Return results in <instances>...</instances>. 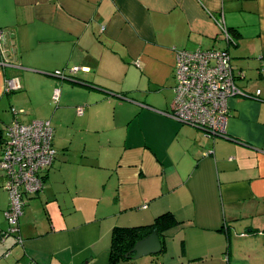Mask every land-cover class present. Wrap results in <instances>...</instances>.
<instances>
[{
	"label": "crops",
	"instance_id": "1",
	"mask_svg": "<svg viewBox=\"0 0 264 264\" xmlns=\"http://www.w3.org/2000/svg\"><path fill=\"white\" fill-rule=\"evenodd\" d=\"M0 30L19 65L0 66V146L10 122L39 120L63 153L17 238L0 170V264H108L113 228L165 213L177 223L143 264H264V0H0ZM182 49L230 55L245 96L223 137L168 115Z\"/></svg>",
	"mask_w": 264,
	"mask_h": 264
},
{
	"label": "built area",
	"instance_id": "2",
	"mask_svg": "<svg viewBox=\"0 0 264 264\" xmlns=\"http://www.w3.org/2000/svg\"><path fill=\"white\" fill-rule=\"evenodd\" d=\"M220 33L229 40L226 29L217 22ZM3 32L0 30V66L16 69L19 65L13 57L3 53ZM173 69L174 97L168 115L184 124L199 128L212 137H223L229 117V101L245 96L236 84L231 58L226 49L179 50L175 52ZM78 70L56 71L54 76L67 78ZM68 73V74H67ZM75 81V80H74ZM12 89L14 79L7 81ZM57 100V97H54ZM53 131L47 121L34 120L20 124L14 120L8 124L5 139L0 146V170L4 172V190L9 198L5 212L8 230L5 236L17 238V222L23 204L42 188V172L55 158L52 147Z\"/></svg>",
	"mask_w": 264,
	"mask_h": 264
},
{
	"label": "trees",
	"instance_id": "3",
	"mask_svg": "<svg viewBox=\"0 0 264 264\" xmlns=\"http://www.w3.org/2000/svg\"><path fill=\"white\" fill-rule=\"evenodd\" d=\"M34 196V195H33ZM177 223L171 214L156 217L149 225L136 227H115L111 231L108 264H121L130 260V251L134 245L152 232H155L163 244L165 233Z\"/></svg>",
	"mask_w": 264,
	"mask_h": 264
},
{
	"label": "water",
	"instance_id": "4",
	"mask_svg": "<svg viewBox=\"0 0 264 264\" xmlns=\"http://www.w3.org/2000/svg\"><path fill=\"white\" fill-rule=\"evenodd\" d=\"M0 237H2V235H0ZM160 252L161 242L158 235L155 232H152L134 245L130 251V254H133V256L130 258L137 260L142 257L157 255Z\"/></svg>",
	"mask_w": 264,
	"mask_h": 264
},
{
	"label": "rangeland",
	"instance_id": "5",
	"mask_svg": "<svg viewBox=\"0 0 264 264\" xmlns=\"http://www.w3.org/2000/svg\"><path fill=\"white\" fill-rule=\"evenodd\" d=\"M57 135H58V137L60 136L59 134H57ZM53 136H54V134H53ZM53 140H55L54 137H53ZM60 143H61L60 137H59V141H58V138L56 139V141H53V146H55L54 148H55L56 152L58 151V153H57L58 154V157L56 158V162H55L56 165L61 164L62 161H63V158L61 159V157L63 156V153L61 152L62 148H59L60 147L59 146ZM79 149H82L81 146H80V144L74 143L73 144V147H71L70 148V151L66 154V156L71 159L70 160L71 161L70 163H72L71 166L73 167V169H76L77 168L76 166H78L77 163H79L80 161H82L81 160L82 158L80 156V154L82 153V151L79 150ZM54 167L56 168L55 165H54ZM72 167H71V169H72ZM6 224H7V228H6V231L5 232H7V230H8V223H7V221H6ZM160 256H161L160 254L157 255V258H159ZM144 258H148V257H143V258H140V259H138L136 261H132V262H134L135 264H138V263L139 264H143V262H144L143 260H148L147 262H149V259H144ZM125 264H127V263H125Z\"/></svg>",
	"mask_w": 264,
	"mask_h": 264
}]
</instances>
